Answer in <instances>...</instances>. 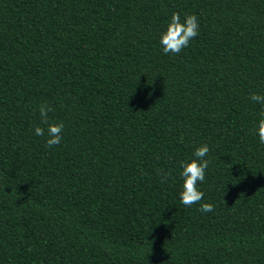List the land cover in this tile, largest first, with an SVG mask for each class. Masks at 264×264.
I'll return each instance as SVG.
<instances>
[{"label": "trees", "instance_id": "trees-1", "mask_svg": "<svg viewBox=\"0 0 264 264\" xmlns=\"http://www.w3.org/2000/svg\"><path fill=\"white\" fill-rule=\"evenodd\" d=\"M173 12L199 35L165 55ZM252 92L264 0H0V264H264ZM202 144L208 213L179 199Z\"/></svg>", "mask_w": 264, "mask_h": 264}, {"label": "clouds", "instance_id": "clouds-1", "mask_svg": "<svg viewBox=\"0 0 264 264\" xmlns=\"http://www.w3.org/2000/svg\"><path fill=\"white\" fill-rule=\"evenodd\" d=\"M183 15L184 19L181 21V14L173 12L166 30L161 33L159 42L165 55H178L184 48L188 47L191 40L199 35L198 17L195 14L185 13ZM248 98L261 107L260 112L257 114L259 119L254 132L258 136L259 142L264 144V94L252 92ZM38 111L42 123L47 127H35V135L45 137L48 148L59 145L63 138V122L49 120V113L53 112L54 109L47 102L40 104ZM209 151V147L202 144L196 147L193 159L180 162L182 169L180 177L183 181L182 190L179 193L180 202L186 207L199 204V211L204 213L214 211V206L211 203H201L204 199V193L197 187L198 183L205 180V172L211 162L209 159H205ZM158 175L163 177V181L169 178V173L158 172Z\"/></svg>", "mask_w": 264, "mask_h": 264}]
</instances>
